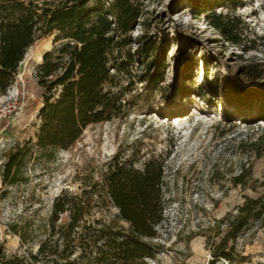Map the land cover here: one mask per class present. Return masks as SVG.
<instances>
[{
  "label": "rangeland",
  "instance_id": "rangeland-1",
  "mask_svg": "<svg viewBox=\"0 0 264 264\" xmlns=\"http://www.w3.org/2000/svg\"><path fill=\"white\" fill-rule=\"evenodd\" d=\"M144 20L133 35L147 31L165 39L164 80L149 98L132 100L130 107L111 120L89 124L68 148L37 144L43 105L37 65L52 49L56 32L31 45L14 81L0 94V239L7 254L36 250L45 235L54 199L63 189L97 191L112 157L119 153L142 167L151 155L165 157L162 220L151 241L157 246L149 264H264V224L252 221L236 238L226 236L222 218L236 211L244 194L262 191L264 178V119L245 102L224 98L223 77L255 84L264 80V0H242L217 12L234 18L240 42L228 39L212 22L211 12H197L191 0H143ZM142 19V18H141ZM135 45V44H134ZM176 66L182 70L176 76ZM142 70L132 66V92H145L138 79ZM219 81L218 87L216 82ZM187 83L178 105L166 107V90ZM166 109V108H165ZM29 144L24 166L26 179L5 184L2 169L10 152ZM251 165L257 185L243 187L233 178ZM256 181V180H255ZM92 202L93 216L110 219L117 208ZM66 215L63 216V219ZM19 229V233L15 231ZM28 240L23 241L22 235ZM231 246L233 260L215 256L220 246ZM214 260V261H213Z\"/></svg>",
  "mask_w": 264,
  "mask_h": 264
},
{
  "label": "trees",
  "instance_id": "trees-1",
  "mask_svg": "<svg viewBox=\"0 0 264 264\" xmlns=\"http://www.w3.org/2000/svg\"><path fill=\"white\" fill-rule=\"evenodd\" d=\"M191 2L197 12H211L212 22L228 39L240 42L233 28L235 17L216 8L236 7L242 0ZM145 12L143 0H0V94L14 81L29 47L56 32L57 45L46 50L37 65L43 90L40 147L68 148L89 124L122 115L132 100H146L150 90L160 86L165 70L162 60L169 46L147 31L133 35ZM136 61L142 68L138 79L149 89L145 92L133 93L129 86ZM180 73L176 66V76ZM221 81L226 100L248 103L256 108L258 119H264V80L249 84L225 76ZM187 88L182 83L166 90V109L154 107L156 111L170 112L178 105L176 96ZM31 148L18 145L10 152L2 169L5 184L26 179L24 166ZM165 166L160 155H151L139 167L116 153L97 191L63 189L56 196L36 250L7 254L0 239V264H149L148 258L157 253L151 238L165 207ZM252 177L251 165H244L233 181L257 190L254 183L259 179ZM260 185L262 191L245 193L236 211L224 215L222 221L228 227L222 242L236 238L252 221L264 224V178ZM94 196L95 203L109 202L117 212L110 219L93 216ZM20 234L23 241L28 240ZM214 255L234 258L231 246L225 245L215 249Z\"/></svg>",
  "mask_w": 264,
  "mask_h": 264
},
{
  "label": "bare ground",
  "instance_id": "bare-ground-1",
  "mask_svg": "<svg viewBox=\"0 0 264 264\" xmlns=\"http://www.w3.org/2000/svg\"><path fill=\"white\" fill-rule=\"evenodd\" d=\"M43 58V56L41 57V59Z\"/></svg>",
  "mask_w": 264,
  "mask_h": 264
}]
</instances>
